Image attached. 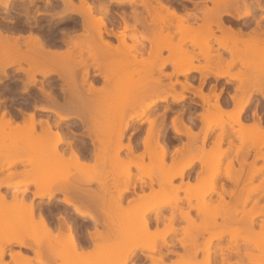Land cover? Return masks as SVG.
<instances>
[{
  "label": "bare ground",
  "instance_id": "6f19581e",
  "mask_svg": "<svg viewBox=\"0 0 264 264\" xmlns=\"http://www.w3.org/2000/svg\"><path fill=\"white\" fill-rule=\"evenodd\" d=\"M13 1L0 0V6L7 9L6 18L10 20L14 18L9 15L10 10L15 9L14 4L12 5ZM28 1L29 3H24L18 12L29 18L30 4L34 0ZM60 1L63 8L56 15L72 14L81 17V32L75 36L65 39L63 36L50 32L47 35L50 36V40L46 42L40 34L31 32L24 37L22 34L17 35L13 28H0V80L5 78L3 79L5 82L12 77L16 78L19 72L25 75V78L21 77L23 80L18 76L22 82V89L16 86L17 90L11 82L10 84L14 86L12 90L29 92L33 86H37L38 75L44 78L58 75L57 81L47 83L42 81L38 87L41 95L38 94L40 97L34 98L36 103L32 111L26 113V109L20 110L22 124L16 122L19 116L12 115L14 113L11 114L10 109L8 110L4 104L5 109L0 110V149L12 150L18 143V146H21V142L25 143L28 139L31 140L27 144L30 146L28 147L37 148V156L34 160L36 171L32 173L33 178L15 180L17 177L29 174L23 172L25 171L23 169L22 172L8 171V174L0 177V220H6V226L11 224L13 228L16 227L14 224L21 226L23 223V228L28 231H31L35 225L36 229L43 230H39L42 237H35L38 244L41 243L39 246L44 241L49 244V246L46 244L48 248L50 246L55 248L57 241H54L56 238H54L55 234L53 235V227L48 220L47 212L45 213L44 206L35 200L51 201L57 193L61 192L62 201L68 207H74L77 215H89L96 219L93 213L80 204L79 185L71 183L67 186L65 180L68 177H63L62 174L53 180L52 177L50 178L49 172L54 165L52 158L61 155L60 144H67V148L71 149V159L78 162L80 157L82 158L80 150L88 148L89 145L86 143L78 146L75 141L66 139V132L73 131L74 128L64 123L75 120L82 124L91 137V145L97 159L112 150L116 162L125 163L120 157V152L127 149L128 155L134 156V148L135 150L138 148L137 145L135 147L132 144L131 139L127 144L123 143L124 136L132 124L131 121L156 112L152 113L153 116L148 119L149 127L143 140L145 153L148 151L150 157V163L147 165L149 171L146 173L150 181L135 184L134 191L137 192L138 185L141 191L135 193L137 196L133 197V202H129L127 206H124L122 201L126 192L131 189L130 170L124 173L126 182L117 190L116 197L112 196L111 189H107L104 181L101 183V189L93 193L101 200L106 228V232L96 237L100 239L105 235L115 236L116 245L121 248L125 246L126 251L115 255V252L110 254L106 252V247H99L91 252H84V258L86 257L90 262L91 260L99 261V264L116 263L109 260V257L112 259L111 254L119 259V261L115 259L118 261L117 264H127L133 259L141 261L144 257L150 259L151 264H218L219 259L220 264H254V253L251 250L253 245L251 243L250 249L249 244L251 235L256 232V226L259 227L258 236L263 238L257 247L264 254V203H262L264 200V117L259 115L262 103L260 101L264 99V27L261 26L264 17H256L254 27L251 23L247 24L248 18L255 15L253 5L247 0H200L196 2L195 10L186 14H180L164 0H156V3L153 0H141L147 16H144V10L139 8L141 7L138 5L139 0H110L111 4L118 6L115 11H112L105 1L101 2L99 15L95 13V5L88 0H80V5H76L74 0ZM129 6L134 7L135 24L132 26L127 21ZM53 7L58 8L59 3L54 4ZM110 13L119 15L124 21V27L117 33L108 27ZM192 19L196 20L195 23L191 22ZM233 20H236L240 26L228 25L232 24ZM138 23L142 28L136 31ZM215 27L221 32L220 35L216 34ZM128 30H132V35L127 33ZM113 36L117 42L113 40ZM128 38L132 40L131 44ZM144 41H149L150 45L146 46ZM188 42L192 46L190 49L184 47ZM214 42L219 47L214 48ZM196 47L199 48L198 52L194 50ZM165 51L169 54L164 55ZM226 53L230 54V59L226 58ZM200 57L204 59V63L200 62ZM195 60L199 63L195 64ZM237 64L241 65V69L233 72L232 68ZM169 65L171 71L165 72ZM10 67H15V72H8ZM194 71L201 74V87L197 95L203 99L201 105L203 111L197 115L203 126L199 132H195L193 125L186 124L178 115L174 116L172 118L174 131L177 134L184 133L187 141L176 148L168 161L169 143L164 138L160 141V124L158 123V118L162 119V123L167 118L168 107H165L163 113H157L156 107L161 102H169L170 97L173 103L185 99L186 95L183 91L191 84L189 81L181 83L179 76ZM209 77H213L216 83L212 86L211 93L205 94L202 86ZM222 79L225 80L224 86L217 91ZM16 81L18 80L14 82ZM136 81H141L140 85ZM178 83L182 84L183 91H177ZM232 84L235 85L233 92L229 93L231 100L229 104L232 102V108H228L225 105L228 100H225L224 93L225 88ZM57 85H60V93L55 91ZM132 85L135 87L133 88ZM86 86L88 87L85 88ZM5 92L3 91V94ZM88 93L94 94V98L88 97ZM109 98L113 99L112 103L94 105V101L99 102ZM212 98L214 102H211ZM1 104L0 100V106ZM253 105L252 116L247 115ZM21 107L23 108V105ZM51 114L55 115V119ZM224 115H227L232 123L228 121L227 125V120L222 119ZM14 123H16L15 126ZM234 123L238 125V128L234 127ZM38 128L40 133L35 134ZM217 129L221 131L207 149L208 133ZM85 131L83 133H86ZM235 131L238 132L239 142L232 137ZM254 132L259 138L256 137L255 141H251L253 138L250 134ZM201 133L204 135L202 139H200ZM7 139L11 142L6 143ZM226 140L229 146L223 148ZM234 145L237 147L235 153L232 151ZM158 147L161 149L160 152ZM8 155V159L6 158L8 166L23 161L20 156L13 154L10 156L11 153ZM3 157L5 154L0 155V173L5 169L3 160L6 159H2ZM186 157L189 158L186 159ZM138 158L143 160L144 153ZM259 160L263 161L260 166L257 165ZM236 162L239 167H236ZM130 163L140 168L137 162ZM196 164H199L197 169H195ZM212 164L210 183L204 186V178ZM87 165L84 166L87 167ZM260 174L262 177L259 184L250 187L248 184ZM224 179L232 181L233 187L227 188L226 181H222ZM85 182L90 183L92 180L86 179ZM220 183L222 191L218 189ZM29 184H33L35 188L33 191L28 188L23 189L21 199L18 187ZM12 187L15 189L11 193L2 191L3 188ZM29 192H32L33 198L27 203L25 197ZM167 192L175 193L174 199L159 200L161 195ZM180 192L184 193L181 197ZM84 193L90 194L86 190ZM215 194L218 198L214 197ZM10 195L15 200L13 204L6 202ZM249 204L251 207L247 210ZM15 208L17 213H21V218L22 213L28 215L25 218L23 214L25 220L19 219L22 222L19 220V223L14 222L17 220L14 217L16 216ZM37 208H39L38 219L35 218ZM147 213H155L153 220L157 226L160 223L165 224L161 233L159 229L155 233L149 231L152 218L149 221L146 218ZM260 216L263 218L257 220ZM67 227L70 233L67 234L68 239L64 237L70 240L69 246L76 252L80 245L73 234L72 225L69 224ZM59 229L61 230L62 227ZM180 229L181 233H179ZM240 232L241 235L242 232L245 233L242 238L238 234ZM61 233L62 231H59L57 234L61 235ZM170 233L181 235L167 241ZM206 233L209 234L207 240L199 243L200 237H204ZM226 234H228L227 243L216 244L212 250L213 241L226 239ZM145 236L147 239H153V244L147 247L150 252L162 250L163 246L167 248V252H160L159 255L138 254V250L142 247L138 241ZM96 237L92 235V239ZM97 238L96 241H98ZM239 238L244 239L243 247L237 242ZM158 239L161 240L159 244ZM15 240L22 246L29 242L24 234L18 235ZM52 241L56 243L52 244ZM7 242L11 243L12 240L8 238ZM60 243L61 249L64 250L66 243L63 242V244L62 241ZM27 246L31 247L30 243ZM58 246L60 247V244ZM58 246L56 245V249ZM179 246L182 250H178ZM35 252H37V258L39 257L38 261H41V251ZM67 252L65 250L64 253ZM200 252H203L202 258H199ZM4 253L2 249L0 259ZM61 254L63 255V251ZM11 255L17 258L18 262L21 261L19 264L30 262V258L22 252ZM56 257L59 255L57 254Z\"/></svg>",
  "mask_w": 264,
  "mask_h": 264
},
{
  "label": "rangeland",
  "instance_id": "374dc122",
  "mask_svg": "<svg viewBox=\"0 0 264 264\" xmlns=\"http://www.w3.org/2000/svg\"><path fill=\"white\" fill-rule=\"evenodd\" d=\"M106 2L108 4H110V1H106ZM112 8H115V6H112ZM258 13L261 14V13H264V12L263 11H259ZM96 14L99 15V12H96ZM120 21H121V19L118 18V21H115V22H112V23L115 24V26H116V25H119L120 24ZM0 28L1 29H5V27L4 28L0 27ZM120 28L121 27H119V29ZM215 29H216V34L217 35H220L221 32L219 30H217L216 27H215ZM16 34H19V32H16ZM130 35H132V34H130ZM137 35H139V33ZM128 42L131 44L132 43V40L130 38H128ZM144 42H145L146 46H149L150 45L149 41H144ZM184 47L185 48H188V49L192 48L190 42H188ZM217 47H219V45L214 42V48H217ZM194 50L196 52H198L199 51V48L196 47V48H194ZM0 54H1V51H0ZM168 54H169L168 51H165L164 52V55H168ZM225 55H226V58L227 59H230V54H227L226 53ZM200 62L201 63H204V59L202 57H200ZM194 63L195 64H198L199 62L197 60H195ZM24 66L27 67L26 64H24ZM239 69H241V65L240 64H237L236 66H234L232 68V71L233 72L234 71H238ZM169 71H171V66L170 65L165 69V72H169ZM8 72H10V73L15 72V67L8 68ZM18 76H19V78H21V77L22 78H25L24 73H20L19 72L16 75V78L17 79L15 77H12L9 80L8 79L5 80L6 83L3 81V79H5V78L2 79V81L4 83L0 80V98H1L0 100L2 102V104L0 106V110L1 111H3L5 109L4 105L8 106L7 109L8 110L10 109L9 111H11V113H14V114H15V107H19L21 109H26L25 110L26 112H29L30 110L32 111L33 110L34 103H36L34 98L36 96L40 97L39 95H41V94H39V91L40 90L38 89V87L42 84V81L44 80L43 83L44 82L47 83L48 81H51L53 79H57V77H58V75H52V76H50L48 78H44V77L38 75V78H37L38 79L37 80V86H33L29 90V92L27 91V92L24 93V92H22V90L17 91L18 88L22 89V86H21V84H22L21 79L22 78L21 79H18ZM200 77H201V74L199 72L194 71V72H191V73H189L187 75H180L179 76V79L182 82H184V81L185 82L186 81H190L192 84H198L200 86ZM15 80H18V81L14 82ZM141 81H143V80H141ZM141 81H139V82H141ZM11 82H12V84L15 87L16 86L18 87V88L16 87L17 90H12V89H14V86L12 84H10ZM18 82H20V83H18ZM136 82L139 84L138 81H136ZM215 83H216L215 82V79L213 77H209L207 79V82L204 84V86H207L208 84H211L213 86ZM224 83H225V80L222 79L220 81V85L218 86V90L217 91H220L221 90L222 86H224ZM5 84L8 85V86H6ZM17 84H20L19 85L20 87ZM133 86L134 85H132V87ZM180 86H181V84H177V91H183V89L181 90ZM204 86H203V90H204ZM234 86L235 85L232 84L229 87L225 88L224 96H225L226 99L228 98V102H227L228 104L226 103L225 105L228 108H232V102L229 104V102L231 100L229 99L227 92H233V87ZM211 90H212V87H211ZM211 90L209 91V93L211 92ZM3 91L4 92L6 91V92L3 94ZM9 91H11V92H9ZM37 91H38V93H37ZM183 92H185V95L187 94L186 91H183ZM27 93H28V95H27ZM29 95H31V97ZM88 97L94 98V94H89L88 93ZM24 98H26L25 99V101H26L25 103H24ZM186 99L187 98L185 97V99H183V100H181L179 102L173 103V101H172L173 99H172V97H170L169 102H161L156 107L157 113H163L165 111V107H168L167 118L164 120V122L162 123V119L158 118V123L160 124V141L163 140V138L165 137V135L167 137L168 136H171V135L177 136L176 139H172V141L171 140L169 141L170 142V145H169V152L170 153H169L168 161H170L171 154L176 150V148L178 146H182L183 143L187 141V136L184 133L177 134L174 131L173 126H172V118L174 116L178 115L180 118L183 119V121L186 124L193 125V129H194L195 132H199L202 129V126H203L202 122L199 120V117L197 115L199 112L203 111V108L201 106H196V108H187V107L183 106V104L185 103V100ZM112 100H110V98H109V99H106L104 101H102V100H100L99 102H95L94 101V105H98L99 106L102 103H108V102H111L112 103ZM17 101H22V103L19 104ZM211 102H214V99L213 98H212ZM260 102H262V103H261L260 114L259 115L262 116V117H264V99H261ZM26 103H27V106H26ZM9 105H12V106H9ZM20 105L21 106L23 105V108ZM28 105H30V106H28ZM24 107H26V108H24ZM253 107H254V105L250 107V111H248V114L247 115L252 116L251 114H252ZM127 109H126V111L130 110V109H128V110ZM126 113H129V112H126ZM152 113H156V112H151L147 116H144L143 118L134 119L133 121H131L132 124H131L130 128L128 129V131L126 132V135L124 136L123 143L124 144H127L129 142V139H131L132 144L134 146L137 145L138 148H136V150L134 148V154H133L134 156L128 155L127 149H124V150H122L120 152V157L124 159V161H125L126 164L125 163H118V162H116V160L114 159V151H112V150L110 152H107V153L103 154V156H101L100 159H97L93 155L92 158H89L88 159V158H85V157H82V158L80 157L79 162L77 160H75V159H73V160H75L76 162L75 161L72 162L73 160L71 159V157H72L71 156V152H70V149L67 148L68 147L67 144H60L59 145V153H61V155L59 154L60 157L59 156H57V157L55 156L54 158H52V161H53V164L54 165H53L52 170L49 172L50 173V178L52 177L51 179L53 180V178L55 179L57 176H59L60 174H62V175H64L63 177H68L66 180L63 179V180L66 181V183H67L66 185L67 186L68 185H71V183H76V181H80V180L81 181L82 180L83 181L84 180L86 181V179H90V180H92V182H90V183L89 182H85V181L84 182H81L80 181L81 182L80 183V187L82 189H84V190H91V191H96V190L99 191V188L101 189V183L104 181V183L106 184L107 189H111L110 193L112 194L113 197H116L117 190L123 184H125V182H126V175H124V173H126L128 170H130L131 173H132V176H131L130 181H129L130 186H132L133 183H134V186H135V184H140L141 181L142 182L150 181V178L146 174L147 171H149V170H147L148 169L147 168V165L150 163V157H149L148 151H147V153H145V147L143 145V140H144V138L146 136L147 129L149 127L148 119L153 116ZM14 114H12V115H14ZM250 116H248V118ZM222 119L225 120V121L227 120V122H226L227 125H228V121L230 123H232L231 122L232 120H230L227 115H224V117H222ZM106 121H108V120H106ZM16 122H19V123L22 124L23 123V119H21V117L20 118L18 117L17 120H16ZM74 123L75 122H73V121H68L67 122V125L68 124H74ZM15 124L16 123H14L13 125L15 126ZM181 126H182V124H181ZM234 127L235 128H238V125L234 123ZM11 129H13V127ZM182 129L184 130L183 126H182ZM39 131H40V128H38L37 133H35V134L40 133ZM131 131H134V132H137V133L130 134V136L128 137V135H129V133ZM220 131H221L220 129H217L215 131H210L208 133V137H207V140H206V148L207 149L212 145V142L214 141L216 135ZM255 134H256L255 132H254V134H252V133L250 134V137L254 139V140L252 139L251 141H255L256 140L255 138L258 137V135H255ZM203 136H204L203 133H201L200 134V139H202ZM237 136H238V132L235 131L234 132V135L232 137L234 139L238 140V142H239V138ZM67 137L66 138L68 140L70 139L71 141L72 140L75 141V139H73L71 136H67ZM167 137H165V139H167ZM251 138H249V139H251ZM5 141H6V143H10L11 142L10 139L9 140L7 139ZM30 141L31 140L28 139V140H26L25 143L24 142H21L22 143L21 146H18L19 145V143H18V145L15 148H12V150H9V149H6V148L0 149V155L1 154L2 155L5 154V157H3L2 159H6L7 157H9L8 154H10V153H11L10 156H12V154H13L14 156H20V157L23 158V161H19L18 163L16 162V164L13 165V166H8V163H7L8 162L7 161L8 158L6 160H3L5 162V163L3 162V164H5V169L0 173V177L5 176L6 173L8 174L9 173L8 171H16V170H18L19 172H22L23 170H25L23 172H25V173L28 172L29 174L28 175H23L22 177H17V178H15V180H17V179L22 180V179H27V178L28 179L33 178V175L34 174H32V173L36 171V162L34 160H35V158L37 156V150H36L37 148L36 149L29 148L30 146L27 145V144ZM76 143L81 146V145H84L85 143H91V139L84 137L80 141H77ZM199 144H201V143H199ZM24 145H25V148H23ZM228 146H229L228 140H226L225 143L223 144V148H227ZM88 148H93V146L92 145H89ZM157 149H158L159 152L161 151L160 147H158ZM236 149H237V147H236V145H234L233 148H232V151L235 153L236 152ZM51 153H53V152H51ZM143 153H144V159L143 160L142 159H139L138 156L141 155V154H143ZM188 158L189 157H186V159H188ZM251 160H252V158L250 159V161ZM131 161L137 162L138 165L140 166V168L138 166L133 165L132 163H130ZM83 164L84 165L85 164H88V165L86 167ZM262 164H263V161L262 160H259V162H258L257 165L260 166ZM8 167H9V169H8ZM236 167H239V165H238L237 162H236ZM197 168H199V164H196L195 169H197ZM212 170H213V164L208 169V171H207L208 174L206 173L207 175H206V178H204L205 180L203 182L204 186H206V185H208L210 183L211 171ZM261 177H262V174H260V176L258 178H256L252 183H249L248 185L250 187H252V186H255V185L259 184ZM222 181H226V183H227L226 187L227 188H231L234 185L233 182L230 181V180H225L224 179ZM136 182H138V183H136ZM26 188H28V189H30V190L33 191V189L35 188V186L33 184H29V185H24V186L18 187V189L20 190L19 191V194H20V198L21 199H22V194H23L21 191L23 189H26ZM14 189L15 188H13V187L12 188H9V189H4L3 188L2 191H8L9 193H11V191H13ZM218 189L220 191L223 190L221 183L219 184V188ZM138 191H141L140 188H139V185H138V188H137V192ZM137 192L130 193L131 198L128 201H126V199L123 198L124 200L122 201V204L124 206H127V204L129 205V202L130 203L133 202L132 201L133 200V197H136L137 196L136 195ZM181 195L183 196L184 193L183 192L182 193L180 192L179 196L181 197ZM175 196H176L175 193H173V192H167L166 194H162L161 197L159 198V200H161V201H163V200H165V201L166 200H173ZM57 197H62V194L57 193L56 196L51 201H48L47 199H44V200H39V199L38 200H35L34 199V200L37 203L40 202V204L44 206L43 208H44L45 213L47 212L46 214H47L48 219H49V213L51 212L50 211V208H51L52 204L56 203L57 206H56L54 212H56V214H58L59 221H62V219H63L62 217L63 216H66L67 213L65 211V206H64L65 204L62 201H58L57 200ZM214 197L215 198H218L217 194H215ZM32 198H33V194H32V192H29V193L26 194L25 200H26L27 203H29L32 200ZM193 201H195V199ZM6 202L8 204H13L15 202V200H13V198L10 195L9 198H8V201L6 200ZM193 203H195V202H193ZM262 203H264V200L262 201ZM114 205L116 206L117 204H114ZM85 207H86V209L88 211H90L93 214H100V215H102V217L104 215L103 211L101 210V200H98V203H96V205H90L89 203H85ZM250 207H251V204H249L247 206V210ZM38 210H39V208H37V212L35 213V218L37 217V219L39 218V216H38L39 215L38 214L39 211ZM14 212H16V216H14V217H15V219H17L14 222L18 221L19 219L24 218L25 216L26 217L28 216L27 214L22 213V218H21V216H20L21 213H17V208L14 209ZM23 214H24V217H23ZM194 214H195V212H194ZM14 215H15V213H14ZM154 216H155V213H152V214L151 213H147L146 214V218L149 221H150V218H152V223L149 224V231L155 233V232H158V229H159V233H161V231L165 227V224L164 223H160L157 226L156 222L153 220ZM73 217H76L75 218L76 220H74V221L76 223H78L77 214H76V216L70 217V219L72 221H73ZM25 218L23 220H25ZM261 218H263V217L260 216L257 220H260ZM19 221L22 222L21 220H19ZM19 221L17 223H19ZM5 222H6V220H3V219L0 220V251L3 249L4 252H5L4 253V256L2 257V259H0V264H19L21 261L18 262V260H16L17 258L12 257V255H11L12 253H15L16 254L18 252H22L24 255H26V256H28L30 258V262L31 263L29 262V264H78V263L79 264H90V263H94L95 261L93 262L91 260V262H90V260H88L86 257H85L86 258L85 259L84 258V255H83L84 252H91V251H93V250H95L96 248H99V247H106V250H105L106 252H109V254L112 253V252L113 253L115 252L114 253L115 255L118 254V253H125L124 251H126L125 246L121 248V246L118 247L119 245H116L117 239H116L115 236H106L105 235V236L101 237L100 239H98L96 237L98 239V241H96L95 240L96 238H95L94 239L93 247H91V248L90 247H85V246H83V248L82 247H79L76 250L77 254H75L76 252H74V250L71 249V247L69 246L70 240H66V239H68V235H69L70 232L67 231V230H65V228L62 227V225H61V227H62L61 230L60 229L53 228V231H52L53 232V235L55 234L54 238H56V240L54 239V241H57V243L54 242V241H52V244H53V242L56 243L55 244V248H54V246L53 247L50 246L48 248L49 244L48 243H44V241H43V244H42L43 246L42 245L39 246L41 243L39 242L40 244H38V242L36 241V238H37V236L38 237L39 236L42 237V233H41V235L39 233V230H41V229H36V226L34 225L33 226L34 228L32 227V230L33 231L31 229H30L31 231H28L25 228H23V226H22L23 223H21V226H20V224H17L18 226L14 224V226H16L14 228L10 224V226H11V228H10V226H6L7 223H5ZM176 225H178V224H176ZM104 228H105V226H104ZM24 230H25V233H24ZM231 230H229V231L231 232ZM27 231L29 233H27ZM41 231H43V230H41ZM59 231H62L61 235L60 234H57V233H59ZM179 231H180L179 233L182 232L181 229ZM258 231H259V227L256 226V232L253 233V235H251V242L249 241L250 244L249 243L248 244L250 245V247H249L250 249L253 247L251 250L254 253V264H264V254L257 247V245H259L262 242V240H263V238L260 235H259L260 237L258 236V233H257ZM234 233H235V230H234ZM23 234H24L26 240L27 241L29 240V242L27 243V245L30 243L31 247H29L27 245L22 246L19 243H17V241L15 240L18 237V235L23 236ZM238 234H240L239 236H241V238H242L244 236L243 234H245V233L242 232V235H241V232H240ZM58 235H60V236H58ZM180 235L181 234L176 235L174 233H170L167 236V241H170L175 236L176 237L177 236L179 237ZM235 235H236V233H235ZM64 236L67 237V238L65 239ZM208 236H209V234L206 233L204 237H200L199 243L205 242V240H207L206 238ZM29 237L30 238L33 237V238L28 239ZM227 237H228V234H226V239H224L222 241L214 240L213 243H212V250H214L216 244L225 245L227 243ZM8 238H10L12 240L11 243L7 242V239ZM58 238H59V240H58ZM145 238H146V236H145ZM145 238L143 237V238L139 239L140 241H138V243L140 245H142V247L138 250V254H141V253H152L154 255H159L160 252H167V248L165 246L162 247V250H155V252H150V250L147 247L153 244V239H149V238L148 239L147 238L145 239ZM241 238H239V240L237 242L240 244L241 247H243V243H244L243 240L244 239H241ZM32 239H33V241H32ZM44 240H47V239H44ZM259 240H261V241L259 242ZM60 241H62V243L63 242L66 243V245L63 243L64 244V250L61 249V243H60ZM35 242H37L38 245ZM157 242L159 244V243H161V240L158 239ZM251 243L253 245L252 247H251ZM59 244H60V247L58 246ZM263 244H264V242H263ZM56 245L59 248L57 247V249H56ZM67 247H69V248L66 249ZM45 248H48V249H45ZM62 248H63V246H62ZM59 249L63 251V255L61 254L62 251H61V253H59L60 252ZM69 249H70V251H68ZM115 249H117V251ZM36 250L41 251V257H40L41 261H38V258L39 257L37 258V252H35ZM48 250H49V252L51 251L52 254H50L51 252L49 253ZM65 250H66V252L67 251L68 252L67 253H64ZM178 250H182V248L179 246V249ZM56 251H58L57 254L59 255V257H56L57 256ZM114 254H111V255L114 256ZM113 256H111L112 259H110V257H109V260L111 262L114 261L116 263H114V262L113 263L114 264H117V262L119 261V259L116 258V256H114V257ZM202 256H203V252H200L199 253V258H202ZM115 259H118V261H116ZM26 262H24V264H26ZM98 262H95V264L98 263ZM168 262H170V260H168ZM212 262H213V259H212ZM109 264H112V263H109ZM127 264H151V260L144 257L141 261H136V260L134 261V259L133 260H129L127 262ZM218 264H220V259L218 260Z\"/></svg>",
  "mask_w": 264,
  "mask_h": 264
},
{
  "label": "flooded vegetation",
  "instance_id": "af4514ba",
  "mask_svg": "<svg viewBox=\"0 0 264 264\" xmlns=\"http://www.w3.org/2000/svg\"><path fill=\"white\" fill-rule=\"evenodd\" d=\"M24 1L25 0H14L13 1L12 5L14 4L15 9H11L10 13H9V15H12L14 17L13 20L6 18L8 11L4 6H0V26L1 27L13 28V29H15V32H19V34H22L24 37H27L31 32L36 33L38 35L40 34L42 39H44V41H46V42L50 40V36L49 37L47 36L50 32H53L59 36H63L65 39H68V37H70V36H75V34H77L78 32H81L82 21H81L80 16L72 15V14H66V15H62V16L56 15V13L60 12L63 8V4L60 0H50V2H48V0H34L33 3L30 4V17L29 18L25 14L18 12V10L22 8V5L24 3H29L28 0H26V2H24ZM88 1L92 4H94L95 8H96V12H99V5L101 4V2H104V1L106 2V1H110V0H88ZM153 1L156 3V0H153ZM198 1H200V0H164V2L168 3L172 8L176 9L180 14H186L188 12L194 11L196 8L195 4ZM247 1L253 5L252 7L255 11V15L250 16L248 18L247 24L251 23V26L254 27V26H256L254 19L256 17L257 18H260L262 16L264 17V13H261V14L258 13L259 11L264 12V0H247ZM74 2L76 5H80V0H74ZM56 3H59L58 8L53 7V5ZM106 4H108V3L106 2ZM109 5H110V8L112 9V11H115L118 9V6L116 4L110 3ZM138 5L141 6V7H139L141 10H144V16H147V11L145 10V6L141 5V0L138 1ZM112 6H115V8H112ZM112 13H110L109 17H108L109 18L108 19V27L112 28L113 31L115 33H117L119 30H121L124 27V21L119 15H115V14L113 15ZM118 18L121 19L120 24L115 26V24H113L112 22L118 21ZM127 21H128V24L131 26L135 24L134 7L129 6V8H127ZM195 21L196 20H194V19L191 20V22H194V23H195ZM231 22H232V24H228V25H232L235 27L240 26V24H238V22L236 20H233ZM261 26L264 27V20L262 21ZM119 27H121V28L119 29ZM137 27L138 28L136 29V31H139L142 28L141 24H139V23L137 24ZM127 33L132 34V30H128ZM19 34H17V35H19ZM113 40L115 42L117 41V39L114 36H113ZM51 81H57V79H53ZM180 82L183 83L182 81H180ZM181 83H178V84H181ZM189 83L191 85H188L187 89L184 90L187 92V94H186L187 99L185 100V103L183 104V106H185L187 108H196V106H201L202 102H203V99L199 95H197L198 89L201 86H199L198 84H192L190 81H189ZM203 86H202V88H203ZM87 87L88 86H86L85 88H87ZM211 87H212L211 84L204 86L203 92L205 94H210L211 92L209 93V91L211 90ZM180 88H181V90L183 89L182 84H181ZM55 91L58 93L61 92L60 91V85H57L55 87ZM229 93L230 92H227L228 97H229ZM229 99H230V97H229ZM225 100L227 101L228 98L227 99L225 98ZM17 102L19 104L22 103V101H17ZM9 106H12V105H9ZM6 107H8V106H6ZM20 110H21V108L15 107V114L14 115H16V116L18 115L19 117L22 118ZM51 115H52L53 119H55V115L54 114H51ZM70 121H73L75 123L67 125V122H68L67 121L64 123V125L73 126L74 130L73 131H70V130L67 131L65 138L67 136H71L73 139H75V142L80 141L84 137L91 139L89 133H87L85 131L82 124H80L78 121H75V120H70ZM83 131H85L86 133H83ZM134 133H137V132L131 131L129 133L128 137L130 136V134H134ZM165 137H167V136L165 135ZM165 137H164V139H165ZM176 138H177V136L171 135V136H168L166 140L168 141V143L170 145L169 141L170 140L172 141V139H176ZM88 144L91 145V143H88ZM78 146H80V145H78ZM70 152H71V149H70ZM80 154H81L80 156L89 159V158H92V156L94 155V150H93V148L81 149ZM80 183H81L80 181H76V183H75V184L79 185V194L80 195H79L78 200L80 201V204H83L84 206H85V203H89L90 205H96V203H98V200H99L97 198V196L93 195V193L96 191L86 190V191L90 192V194L87 195V193H84V189H82L80 187ZM133 192H135L134 191V183L131 186L130 191L126 192V194H125L124 198L126 199V201H128L131 198L130 193H133ZM59 193L62 194L61 192H59ZM62 197H63V194H62ZM62 197H57V200L62 201ZM56 206H57V204L54 203V204H52V206L50 208L51 212L49 213V219H48L50 224L55 229H59L62 225V227L65 228V230H67V231H68L67 226L69 224H71L73 227V234L75 235V238L78 241L80 247H82V248H83V246L90 247V248L93 247L94 239H92V235H94L96 237L100 233L106 232V230L104 228L105 222H104L102 215L94 214V216H96V219H93L89 215H86V216L77 215L78 223H76L74 221V220H76L75 219L76 217H73V221L70 219V217L76 216V213L74 211V207H68L65 204L64 206H65V211H66L67 215L62 217L63 218L62 221H59L58 214H56V212H54Z\"/></svg>",
  "mask_w": 264,
  "mask_h": 264
}]
</instances>
